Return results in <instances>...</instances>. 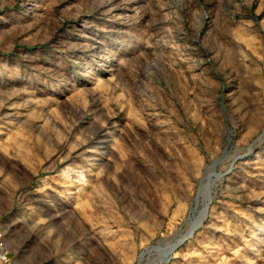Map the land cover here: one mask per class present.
I'll list each match as a JSON object with an SVG mask.
<instances>
[{
  "label": "rangeland",
  "instance_id": "rangeland-1",
  "mask_svg": "<svg viewBox=\"0 0 264 264\" xmlns=\"http://www.w3.org/2000/svg\"><path fill=\"white\" fill-rule=\"evenodd\" d=\"M0 264H264V0H0Z\"/></svg>",
  "mask_w": 264,
  "mask_h": 264
}]
</instances>
